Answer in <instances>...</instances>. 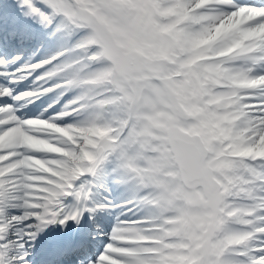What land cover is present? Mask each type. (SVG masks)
Wrapping results in <instances>:
<instances>
[{
    "label": "snow or ice",
    "instance_id": "6c2138e0",
    "mask_svg": "<svg viewBox=\"0 0 264 264\" xmlns=\"http://www.w3.org/2000/svg\"><path fill=\"white\" fill-rule=\"evenodd\" d=\"M16 3L76 58L0 55V264H264V0ZM109 176L122 204L91 200Z\"/></svg>",
    "mask_w": 264,
    "mask_h": 264
},
{
    "label": "bare ground",
    "instance_id": "6f19581e",
    "mask_svg": "<svg viewBox=\"0 0 264 264\" xmlns=\"http://www.w3.org/2000/svg\"><path fill=\"white\" fill-rule=\"evenodd\" d=\"M245 1H248V2L258 1V2H260V0H244V1L241 0V2H244V3H245ZM0 13H2L4 16H7L12 21H14L16 26L19 28L20 32L22 34L26 35L27 37H29L28 39L17 38L16 40L11 41L14 43H11L10 49L15 52L16 56L21 57L20 61L22 63H28L32 60H35L37 58L42 57V56H39L40 50L42 52H45V49H47L51 45H53V46L55 45V44H53L55 39L49 37V30L43 29L34 20L25 17L23 15V10L17 6L16 0H15V2L13 0H0ZM71 38H72V42L70 44L74 45L77 37L73 36ZM60 45H61V42L57 43L56 46H60ZM59 49H61V48L59 47ZM63 49H64V47H63ZM19 53H20V55H19ZM67 53H69V52H67ZM50 57H52V56H50ZM48 58H49L48 56H43L40 59V61L48 59ZM62 60L70 62V58L67 55L62 57ZM73 61H74V59L71 62H73ZM76 94H77L76 91H73L72 93L69 92L64 97H62L61 99L64 102H67L68 100H71ZM50 96H51V94H49L48 96L41 97V99H39V101L36 100L34 103L29 104L25 109H21L19 114L23 115L24 117L27 116L29 114V110H28L29 107L30 106L35 107V105H36V110H37L39 102L41 104H43L40 107L43 110L44 105L47 107L49 103H52L50 100H48V98H50ZM53 103H54V101H53ZM56 106L60 107L62 105L57 104ZM25 113H28V114H25ZM38 115L39 114H37L36 116H38ZM69 122H71V121H69ZM109 178H110V176H109ZM125 192L122 190L120 191V189L119 190L118 189H115V190L111 189V182L108 179L102 177L100 181H97V187L92 189L91 200L94 202H102L104 198H107L111 201H113L114 199H119L114 204H122L124 201H126L127 199L130 198ZM129 193H130V191H129ZM120 211H121V209H112V210L97 212L94 216V220L89 222V231H93L94 228L98 227L99 231L102 233L110 232L111 229L105 231V229H106V222H105L106 217H107V219L111 218V217H116V215ZM13 214H18V213L14 212ZM101 215H103V216H101ZM114 219H112L113 223H115ZM113 225H111V228ZM49 233H51V232L48 231L46 235L41 234V236L43 237L42 240H46V239L53 240V239L57 238V236L59 235L57 232H53L52 234L48 235ZM105 237L106 236H102V235L97 234L96 240L89 242L88 247H89L90 254L91 253H95V254L99 253V251L102 249V246L104 244L102 241L105 239ZM106 242H107V239H106Z\"/></svg>",
    "mask_w": 264,
    "mask_h": 264
},
{
    "label": "rangeland",
    "instance_id": "374dc122",
    "mask_svg": "<svg viewBox=\"0 0 264 264\" xmlns=\"http://www.w3.org/2000/svg\"><path fill=\"white\" fill-rule=\"evenodd\" d=\"M53 39H55L54 40V43L53 44H55L54 46L53 45H51L50 47H48L47 49H45V52H42L41 50L39 51V56H48L49 58H50V56H54V55H57L58 53H60V52H64L65 53V56L67 55V56H69V58H70V62L74 59L75 60V54L73 53L72 54V52H70V51H68V50H70L72 47H73V44H70L71 42H72V38L70 37V38H64V39H59V38H53ZM60 40V41H59ZM58 41V42H57ZM61 42V45L60 46H56L57 45V43H60ZM67 42V43H66ZM66 47H65V46ZM72 45V46H71ZM59 47L61 48V49H59ZM63 47H64V49H63ZM71 47V48H70ZM53 48V49H52ZM57 49V50H56ZM47 50V51H46ZM60 51V52H59ZM67 52H69V53H67ZM42 53V54H41ZM45 54V55H44ZM1 55V54H0ZM15 54H13V56H14ZM19 55H20V53H19ZM50 55V56H49ZM5 58H8L9 56H4ZM42 57H40V58H37V59H35V60H32V61H30V62H28V63H36V62H39L40 61V59L42 58ZM8 59H10V58H8ZM69 62V63H70ZM19 64H23L21 61L19 62ZM19 66V65H18ZM30 87H31V80L29 79V80H27V81H25L24 83H23V85L22 86H18L17 87V91H19V92H22V91H26V90H29L30 89ZM73 92V91H72ZM71 92V93H72ZM48 100H50L52 103H53V100H51L50 98H48ZM40 104V103H39ZM43 104H41L40 105V107L42 106ZM46 106L44 105V108H45ZM33 108H31V109H29V115H27V116H25V118H32V117H36V115L37 114H33ZM41 111H42V108H40L39 110H38V112L39 113H41ZM109 169H111V166L109 165L108 166V171H110ZM111 178V177H110ZM109 177H107L106 179H108L110 182H111V189H113V190H115V189H120V191L122 190V191H126L125 193L130 197L131 196V192L129 193V191L130 190H128V188L126 187V186H117V185H115V184H112V180L110 179ZM118 187V188H117ZM115 188V189H114ZM124 188V189H123ZM128 190V191H127ZM119 199H114L112 202L113 203H115V202H117ZM115 217H111V218H108L107 219V217H106V227H108L107 229H105V231L106 230H109V229H111V225H113L114 223L112 222V219H114ZM110 221V222H109ZM114 221H115V219H114ZM49 232H51V231H53V230H51V229H49L48 230ZM104 231V232H105ZM53 232H51V233H49L48 235H50V234H52ZM47 235V236H48ZM53 238V237H52ZM106 239L107 238H105V241H106ZM104 241V240H103ZM103 243H105V242H103ZM104 245V244H103Z\"/></svg>",
    "mask_w": 264,
    "mask_h": 264
}]
</instances>
